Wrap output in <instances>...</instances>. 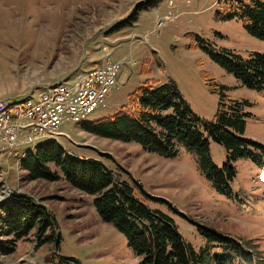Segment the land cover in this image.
Instances as JSON below:
<instances>
[{
	"label": "rangeland",
	"instance_id": "obj_1",
	"mask_svg": "<svg viewBox=\"0 0 264 264\" xmlns=\"http://www.w3.org/2000/svg\"><path fill=\"white\" fill-rule=\"evenodd\" d=\"M143 1L0 0V99L71 78L76 68L89 66L103 54L113 60L125 58L120 88L107 96L105 106L83 123L64 122L62 134L54 139L76 156L103 161L120 180L139 184L153 197L143 200L172 217L195 251L209 243V255L199 264H264L262 149L252 148L253 157L231 161L235 176L230 182L232 194L227 196L216 190L196 155L184 147L166 157L83 128L127 104L128 95L146 79L174 81L193 112L202 121L211 120L219 95L207 85L209 74L231 98L247 103L244 135L264 146V86L257 90L243 85L205 49L195 46V36L216 53L228 51L244 59L254 52L264 53V39L250 35L237 18L221 20L217 0H162L139 10L132 25L114 29ZM169 14L172 17L160 31L152 32L156 21ZM209 151L213 163L222 167L227 160L225 148L210 139ZM25 175L10 162L0 187L5 183L53 215L55 224L46 233L59 235L58 246L55 240L37 245L32 230L17 241L11 254H0V264H142L125 236L100 218L92 196L62 178L29 180ZM199 226L234 239L242 250L224 251L218 243L210 244Z\"/></svg>",
	"mask_w": 264,
	"mask_h": 264
},
{
	"label": "trees",
	"instance_id": "obj_2",
	"mask_svg": "<svg viewBox=\"0 0 264 264\" xmlns=\"http://www.w3.org/2000/svg\"><path fill=\"white\" fill-rule=\"evenodd\" d=\"M161 1L137 3L114 29L132 25L137 21L139 10L153 8ZM217 3L221 20L237 18L250 35L264 39V0H217ZM195 37L198 39L195 46L205 49L243 85L257 90L263 88L264 53L254 52L248 59L228 51L216 53L203 38ZM205 78L209 89L219 95L211 120L202 121L193 112L174 81L155 83L146 79L128 95L127 104L112 115L84 124L83 128L101 137L134 142L148 152L166 157L175 156L179 147H184L196 155L216 190L230 196V182L235 176L231 161L253 157L252 150L264 151V146L244 135L247 103L231 98L224 92L225 87L215 84L209 74ZM210 139L221 144L227 152V160L220 168L211 160ZM20 168L29 180L62 178L81 193L92 196L100 218L125 236L128 246L142 258V264H199L209 255V243L195 251L178 232L172 217L151 208L143 200L153 197L139 184L120 180L99 159L70 153L56 139L38 143L34 151L25 153ZM54 224L53 215L43 205L25 194L12 192L8 200L0 204V236H5L4 239L0 237V254H11L17 241L26 238L32 230L37 245L55 240L58 246L59 235L46 233ZM199 228L210 244L218 243L224 251L242 250L234 239L203 226ZM214 257L219 261L217 254Z\"/></svg>",
	"mask_w": 264,
	"mask_h": 264
},
{
	"label": "built area",
	"instance_id": "obj_3",
	"mask_svg": "<svg viewBox=\"0 0 264 264\" xmlns=\"http://www.w3.org/2000/svg\"><path fill=\"white\" fill-rule=\"evenodd\" d=\"M172 4V1L169 2ZM159 18L152 32L160 31L166 19ZM126 59L113 60L107 54L87 67L76 68L71 78L62 77L42 84L15 97L0 99V178L8 172L10 162L19 169L20 160L45 138L61 135L64 122L80 124L121 85L120 72ZM12 190L0 187V203L8 200Z\"/></svg>",
	"mask_w": 264,
	"mask_h": 264
},
{
	"label": "crops",
	"instance_id": "obj_4",
	"mask_svg": "<svg viewBox=\"0 0 264 264\" xmlns=\"http://www.w3.org/2000/svg\"><path fill=\"white\" fill-rule=\"evenodd\" d=\"M127 38L129 37V34L128 35H125ZM101 57H99V59H100ZM98 58H97V60H99ZM97 60H94V61H97ZM94 61L92 62V63H94Z\"/></svg>",
	"mask_w": 264,
	"mask_h": 264
}]
</instances>
